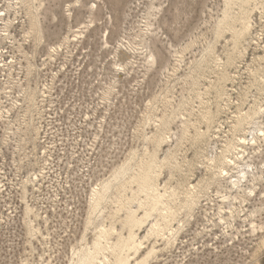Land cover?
Listing matches in <instances>:
<instances>
[{"label":"rangeland","instance_id":"obj_1","mask_svg":"<svg viewBox=\"0 0 264 264\" xmlns=\"http://www.w3.org/2000/svg\"><path fill=\"white\" fill-rule=\"evenodd\" d=\"M30 1L0 0V264H100L105 229L129 264H264V0Z\"/></svg>","mask_w":264,"mask_h":264},{"label":"bare ground","instance_id":"obj_2","mask_svg":"<svg viewBox=\"0 0 264 264\" xmlns=\"http://www.w3.org/2000/svg\"><path fill=\"white\" fill-rule=\"evenodd\" d=\"M10 1V0H9ZM28 1H30V0H28ZM239 1H241V0H239ZM31 2V1H30ZM227 3H229V1L227 2ZM230 4V3H229ZM243 4H245L244 3V1H243ZM242 4V5H243ZM32 5V4H31ZM34 6V5H33ZM94 6V5H93ZM156 7V6H155ZM231 10H232V8H231ZM247 13V12H246ZM246 13H244V14H246ZM241 14V13H240ZM244 14H241V15H244ZM231 15V14H230ZM247 15V14H246ZM230 17V16H229ZM229 17H227V18H229ZM232 17V16H231ZM236 17V16H235ZM237 18V17H236ZM230 20V19H229ZM234 20V19H233ZM236 20V19H235ZM243 20H244V18H243ZM231 21V20H230ZM240 21V20H239ZM222 22H223V25H222V28H224V27H229V22H228V20H225V19H223L222 20ZM237 23V22H236ZM149 24V23H148ZM232 24V23H231ZM245 25V24H244ZM148 27V26H147ZM151 27V26H150ZM250 28V27H249ZM227 30V29H226ZM242 30H243V28H242ZM40 31V30H39ZM237 31V30H236ZM239 31V30H238ZM237 31V32H238ZM245 30H243V32H244ZM38 32V31H37ZM42 32V31H41ZM77 33V32H76ZM239 33H241L242 34V36H244L243 35V33L242 32H239ZM245 33V32H244ZM66 38V37H65ZM68 38V37H67ZM240 38V37H239ZM71 39V38H70ZM238 40V39H237ZM68 41V40H67ZM41 42V41H40ZM2 49V48H1ZM1 54H2V51L0 50V57H2L1 56ZM153 54V53H152ZM2 59V58H1ZM6 67V66H5ZM192 75V74H191ZM193 79V78H192ZM191 80V79H190ZM188 104V103H187ZM257 109V108H256ZM173 110V109H172ZM261 111V110H260ZM260 111H258L257 110V113L259 112V114H260ZM254 112V111H253ZM257 113L255 114V115H257ZM252 114V113H251ZM173 115V114H172ZM253 115V114H252ZM163 117V116H162ZM246 118H247V116H246ZM251 118H252V116H251ZM253 118L255 119V117L253 116ZM164 119V118H163ZM166 120V119H165ZM165 120H164V122H165ZM163 121V120H162ZM252 121V120H251ZM256 121V120H255ZM161 122V121H160ZM258 122V121H257ZM163 123V122H162ZM166 123V122H165ZM168 123V122H167ZM184 123H186V122H184ZM183 123V124H184ZM182 124V125H183ZM163 125V124H162ZM161 128V127H160ZM159 128V129H160ZM163 128H165V127H163ZM162 128V129H163ZM184 128V127H183ZM187 129V128H186ZM185 128H184V130H186ZM261 129H263V128H261ZM160 132H161V130H160ZM163 132V131H162ZM187 132H188V130H187ZM160 135H161V133H160ZM259 135V134H258ZM264 135V134H263ZM181 136H183L182 134H181ZM186 137V136H185ZM254 139V138H253ZM242 142H247V139H245V138H242ZM236 149L237 148H239V147H235ZM234 148V149H235ZM177 153V152H176ZM220 155V154H219ZM217 157V156H216ZM224 158H227V156L226 155H224V156H221V157H219L218 159H217V162H218V164H219V170H220V175H219V179H220V177L221 176H224V174H228L229 172H228V170H226V168H225V166H224V163L226 162V159H225V161H224ZM237 160H239L241 157L239 156V155H237ZM149 160V159H148ZM167 160V159H166ZM173 160V159H172ZM171 160V161H172ZM211 160V159H210ZM175 161V160H174ZM173 161V162H174ZM167 162L169 163L170 161H168L167 160ZM230 162L231 163H233V164H236V160H230ZM211 163V162H210ZM173 164H176V163H173ZM213 164V163H212ZM153 165H154V161L150 164V166L148 167V170H142V172H141V174L139 175V179H141V186L143 187V188H152V189H154V191H156V193H153L152 194V196H151V201L149 202L150 204H147L149 207H147V209H152L153 211H158V212H165V214H164V216H163V218H166L167 219V221H170L171 220V218H172V216H173V214H172V208H171V204H170V202H169V200H166L165 199V194L163 195V194H161L160 193V191H159V189L158 188H154V186H153V183H152V178H151V176H150V174H151V170H152V167H153ZM165 165H167L168 166V164H165ZM169 165H171V163L169 164ZM176 167H177V165H176ZM165 168V167H164ZM175 168V167H174ZM178 168V167H177ZM215 169V168H214ZM216 169H217V167H216ZM218 170V169H217ZM244 173V175L246 174V172H243ZM212 174V173H211ZM115 175H116V173H115ZM118 176V175H117ZM217 176V175H216ZM118 179H120V178H118ZM117 179V180H118ZM158 180H160V179H158ZM188 180V179H187ZM203 180H205V179H203ZM213 180V179H212ZM241 178L240 179H238V180H236V181H232V184L233 185H237V184H239L240 182H241ZM124 181V180H123ZM122 181V182H123ZM206 181V180H205ZM110 182V181H109ZM121 182V181H120ZM159 182V181H158ZM198 183V182H197ZM127 184V183H126ZM158 184V183H157ZM200 184V183H199ZM110 185H111V183L110 184H105L104 186H103V191H98L97 193H96V195H94V196H96V199H95V203H94V205L95 206H98V204L104 199V197H106V195H107V193H108V191L110 190L109 188H111L110 187ZM189 185H190V182H189ZM193 185V184H192ZM123 186V185H122ZM127 186V185H126ZM125 186V184H124V186L123 187H126ZM180 186H182L181 184H180ZM194 187H195V185H193ZM193 187V188H194ZM197 187V186H196ZM211 187V186H210ZM188 189V188H187ZM191 189V188H190ZM207 189V188H206ZM97 190V189H96ZM179 190V189H178ZM194 190V189H193ZM192 190V191H193ZM173 191H175V190H173ZM191 191V192H192ZM210 191V190H209ZM170 192H172V191H170ZM177 192V191H176ZM187 192H189L188 190H187ZM249 192H251L250 190H249ZM252 192H254V190L252 189ZM139 194V193H138ZM174 195H175V192L173 193ZM207 194V193H206ZM180 195V194H179ZM189 195V194H188ZM131 196V195H130ZM176 196V195H175ZM93 200V199H92ZM186 207H188V209L189 210H192V208L195 206V204L197 203V201H195V199L194 198H192V199H186ZM205 203V202H204ZM140 215V214H139ZM118 216V215H117ZM113 218H114V216H113ZM127 219V222H128V224H129V226L130 227H132V225H134L135 223H138L139 221H140V219L135 215V214H132V213H129V216L126 218ZM126 221V220H125ZM106 228V227H105ZM114 230H116V229H114ZM159 231V230H158ZM255 232V231H254ZM109 233H110V231H109V229H105V230H103V231H101V232H99V239H98V241H96V243H95V250H96V253L97 254H99V255H103V260H101L100 261V264H106V261L107 262H109L110 264H129V259H128V256H127V252H130V251H132L131 249H129L130 248V246H131V242L133 241V240H130V238H129V240L127 239V238H124L122 235L120 236V239L118 240V242H115V243H111V242H109V243H106L105 245L103 244V242H102V240H105V239H108L109 237H110V235H109ZM159 233V232H158ZM130 237V236H129ZM138 242H141L140 240L139 241H137V243ZM142 243V242H141ZM134 244H136V243H134ZM134 244H133V246H134ZM142 245V244H141ZM132 248V247H131ZM134 248H136V247H134ZM133 249V248H132ZM138 249V248H137ZM106 250H109V254H106L105 255V251ZM130 250V251H129ZM134 250H136V249H134ZM139 250V249H138ZM154 250V249H153ZM151 252H152V250H151ZM148 254H150L149 252H148ZM110 255L113 257V259H112V261H111V258H110ZM150 256V255H149ZM147 257V256H146ZM143 260H144V258H142ZM147 259V258H146ZM95 256L93 255V253H92V255H90V257L86 260V262H84L83 264H95ZM148 260V259H147ZM140 261H141V259H140ZM145 262V261H144ZM97 263V262H96ZM136 264H141L140 262H136ZM144 264V263H143Z\"/></svg>","mask_w":264,"mask_h":264}]
</instances>
